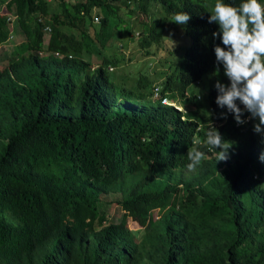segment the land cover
Here are the masks:
<instances>
[{"label":"trees","instance_id":"trees-1","mask_svg":"<svg viewBox=\"0 0 264 264\" xmlns=\"http://www.w3.org/2000/svg\"><path fill=\"white\" fill-rule=\"evenodd\" d=\"M56 1L0 0V264H264V144L254 121L236 126L215 102L216 80L228 83L208 22L217 0ZM135 11L152 17L135 38L143 57L175 13L190 14L189 45L158 84L175 98L208 80V115L195 95L182 101L195 109L184 118L151 99L145 71L135 88L115 82L107 66L121 60L116 36L133 34L123 16ZM44 24V49L62 57L38 55ZM21 33L13 49L29 53L7 56V38ZM213 126L232 143L227 160L205 145ZM193 147L203 160L189 171ZM112 203L118 221L107 216ZM154 210L151 227L132 235L127 219L144 227Z\"/></svg>","mask_w":264,"mask_h":264},{"label":"clouds","instance_id":"clouds-1","mask_svg":"<svg viewBox=\"0 0 264 264\" xmlns=\"http://www.w3.org/2000/svg\"><path fill=\"white\" fill-rule=\"evenodd\" d=\"M208 12L210 13L208 22L218 25V29L212 33L213 38L220 41L214 46L217 74L222 67L223 74L228 80L227 84L216 80L214 85L217 91L215 102L220 108L226 109L227 113H231L238 125L245 124L248 120L254 121L253 131L260 135L261 143L264 144V5L259 0H242L238 6L217 0ZM190 18L189 13L177 12L169 21L178 25H186ZM13 19L16 18L13 17ZM37 21L43 23L40 17ZM92 22L98 23L99 18L94 16ZM42 32L43 36L40 41L43 43V49L37 50L38 55L62 57L59 51L44 49L50 42L51 27L44 24ZM13 34H10L7 39H16L17 45L26 42L23 34L22 36ZM18 37H22V39L18 40ZM37 42L38 39H35L33 44L36 46ZM22 48L18 52L20 55L29 53L27 49ZM107 68L108 70L113 69L111 64ZM151 91L152 99L158 98L162 104L171 105L181 112L182 108L175 105L177 102L187 107L182 103L183 100H187L193 95L201 99L198 85L188 86L183 95L175 98H171L167 93L162 94L158 82H152ZM245 112L248 113L247 117L244 115ZM182 114L181 118H184L185 114L183 112ZM213 128L214 131L209 130L206 133L205 145L219 150L217 161L227 160L232 143L225 140L218 129L214 126ZM186 155L189 161L187 169L195 171L202 164L203 153L193 147L188 148ZM260 159L264 161V151L261 152Z\"/></svg>","mask_w":264,"mask_h":264},{"label":"rangeland","instance_id":"rangeland-1","mask_svg":"<svg viewBox=\"0 0 264 264\" xmlns=\"http://www.w3.org/2000/svg\"><path fill=\"white\" fill-rule=\"evenodd\" d=\"M48 2H51V6L57 7V1L56 0H48ZM122 6V5H121ZM152 16H160L161 12L159 9L153 7L151 12ZM155 13V15H154ZM124 20L130 21L132 25L133 34L129 35L127 33H123L122 35L116 36L118 39L117 41V52L116 54L119 56V63L117 65H112V70H109L114 77L115 82L122 84L126 87H133L135 88L137 84V80L140 77V73L145 71L146 73H149L148 77L153 83L159 82V74L157 73L161 67L164 66V64L168 61V59H171L173 63H178V58L181 52V55H183L185 49L189 45L190 39L184 32V25H178L171 21H169L166 25V29L164 30V35L162 40L159 41L157 45L155 43L153 46L150 47L151 51V57H143L142 51L139 49V46L137 43H135V38H139L141 36L140 29L141 27V20L147 21L149 24L150 20L152 19L151 15H146L144 13H141L139 11H135L131 17L123 16ZM129 22V23H130ZM95 24V23H94ZM97 24V23H96ZM175 27L177 30L175 31ZM92 28H90L89 32L92 33ZM22 36V33H21ZM18 40H21L22 37H18ZM12 44L17 45L16 39H12ZM10 43L5 44V52L7 56L17 55L19 50H22L23 48L19 46L18 49H13V45ZM182 47V48H181ZM160 49H163V53H159ZM173 50L171 52H167V50ZM100 57V56H99ZM97 55H93V63L92 66L96 67L98 64V58ZM207 79V78H205ZM206 82H202L201 84H198L199 87V93L201 95L200 102L203 104L204 112L208 115L211 111L209 109V106L207 104V94H208V86L209 82L208 80H205ZM151 86L147 87L146 89H142L145 92H149ZM152 99V97H150ZM199 102V103H200ZM200 103V104H201ZM177 107L178 105L182 108V112L186 115L191 114L195 111L193 107L187 106L184 107L180 102H177L175 104ZM122 215V211H120L114 203L108 205L107 210V216L111 218V220L118 221ZM159 215L158 210L152 211L148 222L146 226L141 227L135 222H133L130 218L127 219V228L130 230L131 234L134 235L136 238H140L145 231L151 227L153 222L157 219Z\"/></svg>","mask_w":264,"mask_h":264},{"label":"built area","instance_id":"built-area-1","mask_svg":"<svg viewBox=\"0 0 264 264\" xmlns=\"http://www.w3.org/2000/svg\"><path fill=\"white\" fill-rule=\"evenodd\" d=\"M132 1H135V0H132ZM95 19L97 20V18H95ZM247 116H248V115H247ZM247 116H246V117H247ZM236 125H238V124L236 123ZM254 176L256 177V175H254Z\"/></svg>","mask_w":264,"mask_h":264}]
</instances>
